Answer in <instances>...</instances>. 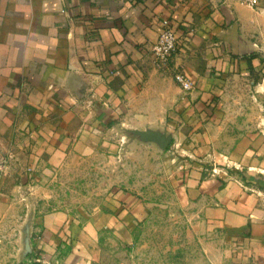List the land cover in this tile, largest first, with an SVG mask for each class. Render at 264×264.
Here are the masks:
<instances>
[{
    "label": "crops",
    "instance_id": "0c3cea01",
    "mask_svg": "<svg viewBox=\"0 0 264 264\" xmlns=\"http://www.w3.org/2000/svg\"><path fill=\"white\" fill-rule=\"evenodd\" d=\"M163 20L179 38L172 64L193 81L188 93L153 64ZM256 66L264 0H0V264H90L102 219L42 212L31 190L73 160L117 154L123 127L190 125L226 80ZM257 75L264 95V68ZM242 125L253 128L224 152L246 176L219 185L192 171L180 191L211 255L264 264V118Z\"/></svg>",
    "mask_w": 264,
    "mask_h": 264
},
{
    "label": "rangeland",
    "instance_id": "374dc122",
    "mask_svg": "<svg viewBox=\"0 0 264 264\" xmlns=\"http://www.w3.org/2000/svg\"><path fill=\"white\" fill-rule=\"evenodd\" d=\"M263 68L256 66L239 79L226 80L224 93L213 96L207 110L195 115L190 125L161 126L174 134L165 151L154 144L131 142L120 129L123 139L117 154L96 152L71 161L55 178L31 190L36 207L84 220L102 219L97 223L98 240L90 247V264H231L226 253L213 256L204 247L195 205L180 186L192 171L199 172L201 180L219 185L246 176L225 152L237 131L253 128L237 126L239 118L252 123L264 118V95L256 91L257 74ZM216 99L219 109L212 106ZM135 144L152 149H133ZM20 193L23 190L16 196ZM107 214L122 218L118 220H124V228L118 222L105 223Z\"/></svg>",
    "mask_w": 264,
    "mask_h": 264
},
{
    "label": "built area",
    "instance_id": "2783aa9c",
    "mask_svg": "<svg viewBox=\"0 0 264 264\" xmlns=\"http://www.w3.org/2000/svg\"><path fill=\"white\" fill-rule=\"evenodd\" d=\"M250 6L258 4V0H245ZM179 38L172 30L168 20H163L162 29L152 47V61L162 72H171L176 83L188 93L194 89L193 81L183 72L178 71L172 64L173 56L179 47Z\"/></svg>",
    "mask_w": 264,
    "mask_h": 264
},
{
    "label": "water",
    "instance_id": "95a60500",
    "mask_svg": "<svg viewBox=\"0 0 264 264\" xmlns=\"http://www.w3.org/2000/svg\"><path fill=\"white\" fill-rule=\"evenodd\" d=\"M124 132V136L129 138L131 142H140L156 145L160 150L165 151L169 148L174 139V134L171 131L164 130L162 128H132L123 127L121 129ZM29 230H27V236L25 239L26 253L30 252V239Z\"/></svg>",
    "mask_w": 264,
    "mask_h": 264
}]
</instances>
